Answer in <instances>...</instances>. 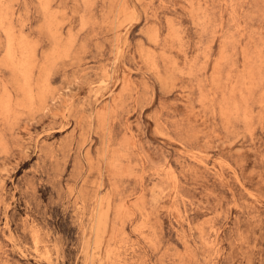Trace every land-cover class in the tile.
I'll return each mask as SVG.
<instances>
[{"label":"rangeland","instance_id":"374dc122","mask_svg":"<svg viewBox=\"0 0 264 264\" xmlns=\"http://www.w3.org/2000/svg\"><path fill=\"white\" fill-rule=\"evenodd\" d=\"M0 264H264V0H0Z\"/></svg>","mask_w":264,"mask_h":264},{"label":"bare ground","instance_id":"6f19581e","mask_svg":"<svg viewBox=\"0 0 264 264\" xmlns=\"http://www.w3.org/2000/svg\"><path fill=\"white\" fill-rule=\"evenodd\" d=\"M9 42H10V41H9ZM11 43H12V42H11ZM8 44H10V43H8ZM8 47H9V46H8ZM8 51L11 52L10 50H8ZM9 52H8V53H9Z\"/></svg>","mask_w":264,"mask_h":264}]
</instances>
